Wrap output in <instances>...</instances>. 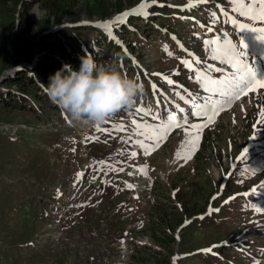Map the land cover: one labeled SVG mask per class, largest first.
Wrapping results in <instances>:
<instances>
[{
	"label": "rangeland",
	"instance_id": "obj_1",
	"mask_svg": "<svg viewBox=\"0 0 264 264\" xmlns=\"http://www.w3.org/2000/svg\"><path fill=\"white\" fill-rule=\"evenodd\" d=\"M46 1L0 0L1 94L20 91L4 80L23 69L30 75L33 52L51 55L40 38L58 28L68 30L73 44L53 53V63L71 53L79 64V56L91 53L101 65L116 63L138 79L144 93L134 109L117 113L99 131L51 105L26 104L23 112L0 106V264H207L204 251L224 259L210 264H264V211H257L264 209V88L229 103L202 83V76L218 80L235 72L212 59L226 41L241 61L264 50L257 38L264 31H237L221 18L223 10L239 24L264 27V21L240 16L233 0H49L66 9L56 25L46 22ZM141 2L150 5L146 15L134 12ZM95 20L111 26L95 27ZM104 37L118 49H105ZM40 76L31 80L42 89L49 80ZM178 100L190 107L214 101L219 111L202 123H185L173 112L180 123L158 145L137 134L133 120L159 128L155 117L166 121ZM138 107L151 111L135 112ZM193 125L202 126L198 135ZM253 192L261 194L253 198ZM186 202L197 204L200 217L183 215ZM161 215L171 221L165 231L158 230ZM178 218L181 224L173 225ZM157 234L164 245L156 243ZM218 246L224 247L218 252Z\"/></svg>",
	"mask_w": 264,
	"mask_h": 264
},
{
	"label": "clouds",
	"instance_id": "obj_2",
	"mask_svg": "<svg viewBox=\"0 0 264 264\" xmlns=\"http://www.w3.org/2000/svg\"><path fill=\"white\" fill-rule=\"evenodd\" d=\"M79 60L78 68L65 63L49 76L44 90L52 104L72 119L92 126L135 108L144 93L138 79L125 75L116 63L101 65L91 53Z\"/></svg>",
	"mask_w": 264,
	"mask_h": 264
},
{
	"label": "snow or ice",
	"instance_id": "obj_3",
	"mask_svg": "<svg viewBox=\"0 0 264 264\" xmlns=\"http://www.w3.org/2000/svg\"><path fill=\"white\" fill-rule=\"evenodd\" d=\"M233 3L237 6L234 8V11H237L240 16L247 18L248 20L256 21L261 20L264 21V0H251L250 4H245L243 0H233ZM150 5L146 3H141L139 9L136 10L137 13L144 12L146 15L145 10ZM191 6V5H190ZM257 6H259V10L257 11ZM124 16H127L128 13H124ZM215 15V14H213ZM121 18H117L116 22H120ZM233 26L237 27L239 30H249L252 32L264 31V29H257L255 27H250L248 24L240 23L238 24L235 19L232 21ZM110 24L105 23L103 25H98V27H102L104 29L110 28ZM259 40L264 41V36H257ZM119 43V42H117ZM206 44L216 43V41H205ZM241 47L245 49V46L241 42ZM167 51V48H165ZM214 55L212 59H219L221 63L228 64L231 68L235 69L234 76L232 78H225L223 80H213L207 76H202V83L204 90L209 93L218 94L221 97H229L228 102L230 103L232 99H237L239 96L247 92L249 90L255 91L257 88H264V80H259L256 78V73L253 68H249L246 64L241 62V52L235 50V48L230 44V42H225L223 46H220L217 49H214ZM246 54V53H245ZM171 55V53H169ZM185 65L188 64V61H183ZM125 75H127L125 73ZM167 79V78H165ZM169 84H172V80L167 81ZM155 88V85H153ZM211 104V107H209ZM197 107V111L193 113L194 115L200 116L204 115L209 122H212L216 113L219 111V107L217 106L216 102L209 101L203 107ZM150 109L146 107H138L135 109V112L148 114L150 113ZM135 113H128V115H133ZM157 119H161V125L159 128H150L148 125H144L143 127L136 123L135 120L132 121L133 124L136 125L137 134H143L145 139L152 140L155 145H158L160 141L164 140L168 134L169 129L178 126L179 121L177 120L176 116L172 115L171 113L167 114L166 121L161 117H155ZM109 123L106 121L104 124ZM185 123L187 120L185 119ZM206 126V125H203ZM114 130L122 131L123 125L122 124H115L113 125ZM202 126L193 125V128L196 129V135L199 134V128ZM96 130H101V125L95 126ZM192 147L195 146V142L190 139L189 141ZM140 147L144 149L146 154L149 153V148L145 147L143 143L140 144ZM132 156H135L136 153H132ZM188 158V157H185ZM103 163V162H101ZM141 171H144L141 169ZM131 187V185H129ZM257 211H264V209H257ZM259 264V261L256 262Z\"/></svg>",
	"mask_w": 264,
	"mask_h": 264
},
{
	"label": "trees",
	"instance_id": "obj_4",
	"mask_svg": "<svg viewBox=\"0 0 264 264\" xmlns=\"http://www.w3.org/2000/svg\"><path fill=\"white\" fill-rule=\"evenodd\" d=\"M46 2H48V3H42L44 7L48 6L47 4L50 5V6H48L49 15H48V19L46 20V22H48L51 19V21H50L51 23L58 24L60 22L61 17H62V14H61V17L59 16L61 11L62 10L66 11V9H63L61 7V5L57 6V4H55V3H53L54 5L52 3H49L50 2L49 0H47ZM24 14L27 16V12H25ZM25 20H26V24L29 25L30 23L27 21V19H25ZM67 32H68V30L65 29V30L53 31L47 35L46 34L42 35V37L40 39L42 41L48 43L47 49L51 50V52H52L51 55L49 54V55L45 56L43 54V52L40 51L35 56L34 52H33L32 56H31L32 59H31V64H30V68H31V70H30L31 74L30 75L27 74L26 69H23L21 71H18L17 72L18 74H15L14 76H12V75L8 76L4 80L3 86L10 88L13 85H17L21 89H20V91H18L17 93H14V94L12 93V91H8V93H2V94L0 93V106L2 108H7V109L10 108L12 111L13 110H19V111L23 112V111H25V109L28 108V106L26 104H28L32 108H33V104H36L37 106H40V107H42V104H47V105H51L55 111H58V107L49 101L46 93H43V95H41V93H40V95H38L39 90L43 91L45 89V86H47V84L49 83V81H43L42 89H41L39 84H37V83L35 84L31 79L33 78L35 81H38L35 79L36 74L38 76H40V74L37 72V70H42V72L44 73L43 76H40L41 78H43V77L49 78V76L51 74H54L65 63H70L72 66H73V63H75V66H73V67L74 68L79 67L80 63L79 64L76 63L78 58H75V59L72 58L73 56L71 53H69L67 55H63L62 57H59L58 62L60 64L59 63H53L54 60L56 61V59H55L56 56L54 54L58 50L61 51L63 54V50L66 47H71V49H72V44H73L72 43V37ZM40 39L38 41H40ZM103 44H104L105 49H107V50L114 51L115 49H118L116 46H114L108 40L106 41L104 39ZM63 57L64 58L67 57L66 62L64 61ZM40 58H43V59L41 60ZM44 60H47L46 62H48V63L42 64L41 62ZM62 61H64V64H61ZM40 65H41V69H40ZM15 98H17V99L15 100ZM10 100H13V102ZM173 208H175V207H173ZM199 210H201V209H197V204H191L190 202L189 203L186 202L182 205L183 215H187L189 217H194L195 216L194 213L198 212ZM179 220L181 221L182 218H178V219L174 220L175 223L173 225L178 226L179 224H181L180 222H178ZM159 223H160V225H159L160 229L158 227V230L160 231L162 228L163 229L162 231H165L166 230V223L169 224V223H171V221H168L167 218L165 219L164 216L161 215ZM173 225H168V228L173 229L174 228ZM164 228H165V230H164ZM153 235L155 238V231H154ZM156 236H157L156 243L159 245H164L163 241L164 242L167 241L166 238H164V240L160 241L161 240L160 238H162V236L158 237V234ZM170 242H173V241L170 240ZM221 247H224V246H218L214 249L216 251H218V249ZM214 253H216V252H214ZM200 254H201V258H205V260H206L205 262L207 264H210V261L213 259L216 260L215 262H218V263H223V261H224V259L222 258L220 253H219V255H213L211 252L208 253V252L204 251V252H200ZM189 261L192 262L193 259H191ZM237 263H241V262H237ZM157 264H162V262H159ZM163 264H171V262H168V260L165 259Z\"/></svg>",
	"mask_w": 264,
	"mask_h": 264
},
{
	"label": "bare ground",
	"instance_id": "obj_5",
	"mask_svg": "<svg viewBox=\"0 0 264 264\" xmlns=\"http://www.w3.org/2000/svg\"><path fill=\"white\" fill-rule=\"evenodd\" d=\"M141 3H142V2H141ZM141 3L137 4L136 6H134L133 9H134V10H138V9H139V6H140ZM143 3H144V2H143ZM32 15L35 16L36 13L33 11V12H32Z\"/></svg>",
	"mask_w": 264,
	"mask_h": 264
}]
</instances>
